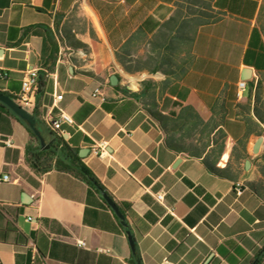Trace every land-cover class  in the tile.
<instances>
[{"label":"crops","instance_id":"crops-1","mask_svg":"<svg viewBox=\"0 0 264 264\" xmlns=\"http://www.w3.org/2000/svg\"><path fill=\"white\" fill-rule=\"evenodd\" d=\"M176 1L0 0V91L17 97L25 75L38 70L42 86L29 111L46 143L56 140L47 117L69 114L74 124L63 126L64 139L79 156L84 151L86 166L127 208L142 264H264V143L253 152L264 124L253 112L247 123L238 108L250 84L264 78L263 0H211L219 19L198 29L180 79L129 76L118 54L139 30L152 37ZM147 78L151 95L142 92ZM242 81L248 87L239 96ZM97 88L102 96H94ZM214 110L227 113L228 137L221 156L213 144L206 158L242 171L235 180L181 151L193 142L191 121L172 129L187 113L207 122ZM31 141L27 126L0 106V264H131L128 232L103 193L56 167L38 173L28 160ZM102 146L104 158L94 153ZM234 149L249 158L238 161Z\"/></svg>","mask_w":264,"mask_h":264},{"label":"trees","instance_id":"trees-1","mask_svg":"<svg viewBox=\"0 0 264 264\" xmlns=\"http://www.w3.org/2000/svg\"><path fill=\"white\" fill-rule=\"evenodd\" d=\"M211 0H177L175 10L172 16L161 24L158 31L150 38H144L141 35L142 30L135 33L124 46V54H118V61L124 66V71L129 76H138L146 73L148 75L162 74L170 79H180L187 72L194 56L192 54V46L195 41L198 29L212 21L219 19L218 15L210 11ZM258 27L264 36V0L258 15ZM146 44L145 51L138 53L141 44ZM79 46L83 47L87 52V46L81 42ZM139 46V47H138ZM40 87L42 82L39 81ZM144 90L151 95L154 80L147 78L142 81ZM13 99H17L11 96ZM220 101L218 100V104ZM3 110L16 116L23 122L32 137V141L28 147V160L33 168L41 174L50 171L56 167L60 171L70 173L75 177L85 181L90 186L103 193L106 189L101 182L95 177L92 171L86 166L78 152L70 148L64 137L55 135V142L50 149H43L40 141L31 130L27 122L17 116L10 108L0 102ZM219 107V106H218ZM221 109L227 111L225 104ZM239 115L244 116L247 123L252 120L249 114L253 112L256 118L264 124V78L260 79L257 84L252 82L249 86V100L246 103H239ZM217 110V108H216ZM209 121H204L197 113H187L190 117L174 120L172 129L179 128L181 124L186 122L192 123L188 129L187 137L192 139V143L182 148L181 151L190 154L195 158H203L206 166L213 173L225 178L235 180L242 171L236 170L232 165H228L225 169H220L216 165L210 163L206 158L208 147L213 144L219 145V156L224 152L225 142L228 137L221 126L224 125L227 113H215ZM222 114H225L222 116ZM36 118V114L33 113ZM181 115H184L183 113ZM154 117L162 122L171 119L162 114H154ZM38 126V125H37ZM39 128V127H38ZM218 129L215 136L212 133ZM217 136V137H216ZM257 136H263L259 133ZM200 144H195V141ZM243 146V142L240 143ZM236 151V152H235ZM234 156L237 160H246L248 155L243 150L234 149ZM254 186V185H252ZM255 188V187H254ZM257 190V188H255ZM264 189V187H263ZM122 212L127 216V208L121 207ZM126 232L131 231L129 225L124 226ZM131 264H142L141 257L137 251V256L133 254Z\"/></svg>","mask_w":264,"mask_h":264},{"label":"built area","instance_id":"built-area-1","mask_svg":"<svg viewBox=\"0 0 264 264\" xmlns=\"http://www.w3.org/2000/svg\"><path fill=\"white\" fill-rule=\"evenodd\" d=\"M62 54L64 55V53ZM82 54L84 56L87 55L86 52H83ZM247 87H248L247 81L240 82L238 85V95L242 96L244 92L246 91ZM38 89H39V72L38 70L29 71L23 79L22 91L16 97L17 98L16 101L21 106H23L24 108L28 110L34 109L35 108V96H36ZM102 92H103L102 88H97L94 93V96L95 97L102 96L103 95ZM62 99H63L62 95L56 98V100L58 101ZM103 100H105V98H103ZM46 122H47V125L50 127V129H52L58 136H61V137H64L63 126L74 124L73 118L69 114L63 111H61V113H59L57 117H54L53 115H49L46 119ZM5 143L9 147L12 146L10 139H8ZM94 153L100 158H104L106 154L105 147L102 146L99 149L95 148ZM4 181L6 182L10 181V177L6 175L4 177ZM157 200L163 201L164 195L162 194L157 195ZM79 245L85 246V243L81 242L79 243Z\"/></svg>","mask_w":264,"mask_h":264},{"label":"water","instance_id":"water-1","mask_svg":"<svg viewBox=\"0 0 264 264\" xmlns=\"http://www.w3.org/2000/svg\"><path fill=\"white\" fill-rule=\"evenodd\" d=\"M247 73H249L247 71ZM246 80H249L250 77H245ZM111 83L112 85L116 86L119 83V77L117 75H114L111 77ZM0 102L6 105L8 108H10L17 116H19L22 120L27 122L31 130L34 132L38 140L40 141L43 149H50L52 146V143L47 144L45 141L44 136L42 135V132L37 126V120L34 117L33 113H31L28 109L21 106L15 99H13L10 95L1 92L0 91ZM264 143V137H260L257 142L254 145L253 152L254 154H259L261 147ZM81 157H85L84 151H81L80 153ZM251 166V162L247 161L246 167L249 169ZM103 197L106 200V202L110 205V207L115 211L119 219L121 220V223L124 226H127L128 223L126 221V216L120 209V206L117 204V202L110 196V194L107 191H103ZM129 240L131 243L132 251L135 256H137V244L136 240L134 239V236L131 231L128 232Z\"/></svg>","mask_w":264,"mask_h":264}]
</instances>
